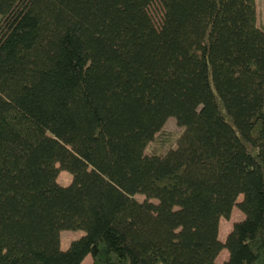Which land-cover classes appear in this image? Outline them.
I'll return each instance as SVG.
<instances>
[{
    "label": "trees",
    "instance_id": "obj_1",
    "mask_svg": "<svg viewBox=\"0 0 264 264\" xmlns=\"http://www.w3.org/2000/svg\"><path fill=\"white\" fill-rule=\"evenodd\" d=\"M169 117L175 147L146 154ZM65 229L83 234L61 249ZM224 248L221 264H264L255 0H0V264H219Z\"/></svg>",
    "mask_w": 264,
    "mask_h": 264
},
{
    "label": "rangeland",
    "instance_id": "obj_2",
    "mask_svg": "<svg viewBox=\"0 0 264 264\" xmlns=\"http://www.w3.org/2000/svg\"><path fill=\"white\" fill-rule=\"evenodd\" d=\"M256 2V24L264 28V0H255ZM149 11L156 16L153 7H150ZM183 127L176 123L174 117H169L166 119L162 128L155 134L154 138L148 142L144 152L146 154L151 153H164L168 148L175 147L176 141L181 134ZM57 181L60 184L67 185L71 181V174L66 170H61L58 173ZM137 199L142 200L144 197L140 194L135 196ZM244 217L241 210L234 206L231 210L230 216L228 218H221L219 222V239L224 241L226 235L230 231L233 222L238 221ZM83 234L82 230H62L60 232V247L61 249H66L69 243L80 237ZM228 251L227 249H222L218 256L216 257V262L221 264L225 259H227ZM91 261L89 256L82 261L81 264H89Z\"/></svg>",
    "mask_w": 264,
    "mask_h": 264
}]
</instances>
